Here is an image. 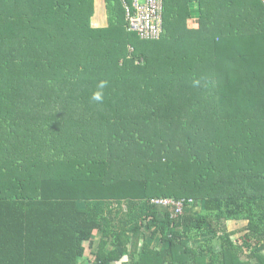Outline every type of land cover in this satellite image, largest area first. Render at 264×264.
<instances>
[{"label":"trees","instance_id":"trees-1","mask_svg":"<svg viewBox=\"0 0 264 264\" xmlns=\"http://www.w3.org/2000/svg\"><path fill=\"white\" fill-rule=\"evenodd\" d=\"M104 4L0 0L6 264H264V3Z\"/></svg>","mask_w":264,"mask_h":264},{"label":"built area","instance_id":"built-area-1","mask_svg":"<svg viewBox=\"0 0 264 264\" xmlns=\"http://www.w3.org/2000/svg\"><path fill=\"white\" fill-rule=\"evenodd\" d=\"M125 8L127 28L143 40L158 39L162 33V0H120ZM264 3V0H262ZM160 205L175 206L181 211L182 203L171 199H155Z\"/></svg>","mask_w":264,"mask_h":264},{"label":"crops","instance_id":"crops-1","mask_svg":"<svg viewBox=\"0 0 264 264\" xmlns=\"http://www.w3.org/2000/svg\"><path fill=\"white\" fill-rule=\"evenodd\" d=\"M94 8L95 12L91 19L92 25L105 26L107 24V18L104 0H94ZM196 16L186 19V26L180 27L179 31H183V29L196 31L199 28V22ZM1 214L0 222L9 219L6 214ZM22 239V236L18 233L0 232V264H6L5 260L13 258L12 256L16 253V250H20V242Z\"/></svg>","mask_w":264,"mask_h":264},{"label":"clouds","instance_id":"clouds-1","mask_svg":"<svg viewBox=\"0 0 264 264\" xmlns=\"http://www.w3.org/2000/svg\"><path fill=\"white\" fill-rule=\"evenodd\" d=\"M106 81H101L98 85V88L103 89L105 87ZM92 99L95 101H102L103 97H102V93L97 91L94 92L92 95Z\"/></svg>","mask_w":264,"mask_h":264},{"label":"rangeland","instance_id":"rangeland-1","mask_svg":"<svg viewBox=\"0 0 264 264\" xmlns=\"http://www.w3.org/2000/svg\"><path fill=\"white\" fill-rule=\"evenodd\" d=\"M142 1V0H141ZM214 247H216V244L214 243Z\"/></svg>","mask_w":264,"mask_h":264},{"label":"bare ground","instance_id":"bare-ground-1","mask_svg":"<svg viewBox=\"0 0 264 264\" xmlns=\"http://www.w3.org/2000/svg\"><path fill=\"white\" fill-rule=\"evenodd\" d=\"M263 2V1H262Z\"/></svg>","mask_w":264,"mask_h":264}]
</instances>
